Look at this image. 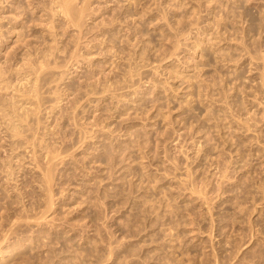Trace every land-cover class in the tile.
<instances>
[{
	"label": "rangeland",
	"instance_id": "1",
	"mask_svg": "<svg viewBox=\"0 0 264 264\" xmlns=\"http://www.w3.org/2000/svg\"><path fill=\"white\" fill-rule=\"evenodd\" d=\"M0 1V264H264V0Z\"/></svg>",
	"mask_w": 264,
	"mask_h": 264
},
{
	"label": "bare ground",
	"instance_id": "2",
	"mask_svg": "<svg viewBox=\"0 0 264 264\" xmlns=\"http://www.w3.org/2000/svg\"><path fill=\"white\" fill-rule=\"evenodd\" d=\"M18 1H19V0H18ZM18 1H17V2H18ZM20 1H21V0H20ZM72 1H74V0H51L50 2H51L52 5H55V6H56L55 8L59 7V8H57V11L59 10L63 15H65L66 17H67V16L69 17V16L73 13V12H71V9H72L71 7L74 6V5L71 6V4H70ZM75 1H76V0H75ZM0 2H1V1H0ZM21 2H22V1H21ZM23 2H24V1H23ZM27 3L30 4V1H28ZM73 3H74V2H73ZM21 4H23V3H21ZM28 4H27V5H28ZM32 4H33V3H32ZM51 4H50V5H51ZM38 5H39V4H38ZM52 5H51V6H52ZM20 6H21V5H20ZM22 6H23V5H22ZM30 6H31V5H30ZM39 7H41V6H39ZM23 8H25V7H23ZM23 8H21V9H23ZM30 8H31V7H30ZM47 8H49V6H48ZM53 8H54V6H53ZM53 8H50V9H53ZM73 8H74V7H73ZM84 8H85V7H84ZM86 8H87V7H86ZM21 9H20V10H21ZM25 9H26V8H25ZM28 9H29V8H28ZM43 9H44V8H43ZM34 10H35V9H34ZM38 10H39V9H38ZM45 10H47V9H45ZM55 10H56V9H55ZM21 11H23V10H21ZM24 11H25V10H24ZM24 11L22 12V13H23V16H26V15H24ZM49 11H50V10H49ZM57 11H56V12H57ZM73 11H75V10H73ZM19 12H20V11H19ZM26 12H27V10L25 11V13H26ZM53 12H54V11H52V13H53ZM75 12H76V11H75ZM75 12H74V13H75ZM82 12H83V11H82ZM31 13H32V12H31ZM52 13H51V15H52ZM76 13H77V12H76ZM79 13H81V12L79 11ZM54 14H55V12H54ZM69 14H70V15H69ZM15 15H16V14H15ZM21 15H22V14H21ZM56 15H57V14H56ZM56 15H55V16H56ZM78 15H79V14H78ZM78 15H77V16H78ZM82 15H83V14H82ZM17 16H18V15H17ZM28 16H29V15H28ZM79 16H80V15H79ZM49 17H50V16H49ZM79 18H80V17L77 18L78 21H80ZM21 19H22V18H21ZM69 19H70V17H69ZM52 20H53V19H52ZM70 20H72V19H70ZM70 20H69V21H70ZM75 20H76V19H75ZM15 21H16V20H15ZM50 21H51V20H50ZM72 21H73V20H72ZM51 23H52V21H51ZM78 25H80V24L78 23ZM78 25H77V26H78ZM50 26H51V25H50ZM51 29H52V27H51ZM54 29H55V28H54ZM19 31H20V30H19ZM12 32H13V31H12ZM18 41H19V40H18ZM19 42H20V41H19ZM22 43H23V42H22ZM51 48H52V47H51ZM51 48H50V49H51ZM37 51H38V50H37ZM34 52H35V51H34ZM39 55H40V54H39ZM26 56H27V55H26ZM30 56H31V55H30ZM30 56H29V57H30ZM40 56H41V55H40ZM42 56H43V55H42ZM48 56H49V55H48ZM51 56H52V55H51ZM23 57H24V56H23ZM23 57H22V58H23ZM27 57H28V56H27ZM36 57H37V56H36ZM28 59H30V58H28ZM35 59H36V58H35ZM43 59H44V58H43ZM45 59H46V58H45ZM45 59H44V60H45ZM41 60H42V59H41ZM48 60H49V59H48ZM26 61L29 63V61H28L27 59H26ZM37 61H38V59H37ZM4 62H5V61H4ZM30 62H32V61H30ZM45 62H46V61H45ZM25 63H26V62H25ZM28 63H27L26 65H28ZM39 63H40V65H38ZM39 63H37V65H38L37 67H39V66L42 67V64H43V63H42V62H39ZM48 63H49V62H48ZM2 64H3V63H2ZM21 64H23V63H21ZM29 64H30V63H29ZM32 64H33V63H32ZM26 65H25V66H26ZM30 65H31V64H30ZM30 65H29V68H30ZM0 66H1V65H0ZM20 66H21V65H20ZM58 66H59V65H58ZM21 67H23V66H21ZM34 68H35V67H34ZM42 68H44V67H42ZM46 68H47V67H46ZM30 69H31V68H30ZM40 69H41V68H40ZM2 70H3V68H2ZM20 70H21V69H19V70H17V71H20ZM26 70H27V69H26ZM33 70H34V69H33ZM41 71H42V70H41ZM1 72H2V71H1ZM21 72H22V71H21ZM32 73H33V72H32ZM39 73L41 74L42 72H39ZM3 74H4V73H3ZM3 74H1L2 77H3ZM36 74H37V73H36ZM36 74H33V75H36ZM6 75H7V74H6ZM21 76H22V75H21ZM36 76H37V75H36ZM30 77H31V76H30ZM30 77H29V78H30ZM40 77H41V76H40ZM3 78H4V77H3ZM16 78H17V77H16ZM29 78H28V79H29ZM35 78H36V77H35ZM37 78H38V77H37ZM37 78H36V79H37ZM19 79H20V78H19ZM41 79H42V78H41ZM16 81H17V80H16ZM32 81H33V79H32ZM21 82H23V81H21ZM21 82H20L19 84H21ZM26 82H27V80H26ZM26 82H25V83H26ZM34 82H36V81H34ZM34 82H32V84H33ZM9 84H10V83H9ZM13 84H14V83H13ZM34 84H35V83H34ZM34 84H33V86H34ZM36 84H37V82H36ZM6 86L8 87V85H6ZM29 86H30V85H29ZM35 86H36V85H35ZM36 88H37V86H36ZM36 88L33 90V91H34V95L32 94V97L35 96L34 98H37L36 94H37L38 92H36ZM39 88H40V87H39ZM32 89H33V87H32ZM32 89H31L30 91H32ZM37 91H38V89H37ZM1 92H2V91H1ZM28 93H29V92H28ZM32 93H33V92H32ZM40 93H41V92H39V94H40ZM25 95H27V92H26ZM28 95H29V94H28ZM28 95H27V96H28ZM30 95H31V94H30ZM37 95H38V94H37ZM18 96H19V95H18ZM27 96H25V97H27ZM11 97H12V96H11ZM28 97H29V96H28ZM40 97H41V96H40ZM38 98H39V97H38ZM10 100H11V99H10ZM29 100H30V98H29ZM32 100H33V98H32ZM27 101H28V100H27ZM36 101H37V100H36ZM57 101H58V100H57ZM12 102H13V101H12ZM38 102H39V101H38ZM33 103H34V101H33ZM54 103H55V102H54ZM14 104H15V103H14ZM17 104H18V103H17ZM29 104H30V103H29ZM34 104H35V103H34ZM39 104H40V103H39ZM9 105H10V104H9ZM12 106H13V105H12ZM22 106H23V105H22ZM32 106H34V105H32ZM35 106L37 107V105H35ZM17 107H18V105H17ZM52 107H53V106H52ZM6 108H7V107H6ZM6 108H5V109H6ZM11 108H12V107H11ZM15 108H16V106H15ZM27 108H28V107H27ZM29 108H30V107H29ZM32 108H33V107H32ZM34 108H35V107H34ZM7 109H8V108H7ZM20 109H21V108H20ZM22 109H23V107H22ZM29 110H30V109H29ZM34 110H35V109H34ZM34 110H33V113H34ZM37 110H38V109H37ZM3 111H4V110H3ZM14 111H15V110H14ZM16 111H17V109H16ZM24 111H26V110H24ZM39 111H40V110H39ZM39 111H38V112H39ZM11 112H12V111H11ZM19 112H21V111L19 110ZM22 112H23V111H22ZM27 113L29 114V112H27ZM1 114H2V113H1ZM4 114H5V113H4ZM4 114H2V116H3ZM14 114L17 116V115H18V112H17V114H16V113H14ZM24 114H25V113H24ZM24 114H23V115H24ZM35 114H37V113H35ZM19 115L22 116V113L19 114ZM30 115H31V114H30ZM2 116H1V117H2ZM9 116H10V115H9ZM11 116H12V115H11ZM24 116H25V119L27 120L26 115H24ZM38 116H39V115H38ZM18 117H19V116H17V118H18ZM29 117H30V116H29ZM3 118H4V117H3ZM8 118H9V117H8ZM17 118H16V119H17ZM22 118H23V116H22ZM6 119H7V118H6ZM12 119H13V118H12ZM12 119H8V120H12ZM20 119H21V117H20ZM36 119H37V118H36ZM2 120H3V119H2ZM13 120H14V119H13ZM26 120H25V121H26ZM4 121H5V120H3V122H4ZM19 121H20V120H19ZM23 121H24V120H23ZM25 121H24V122H25ZM38 121H39V119H38ZM38 121H37V123H38ZM9 123H10V122H9ZM25 123H26V122H25ZM31 123H32V122H31ZM5 125H6V124H5ZM5 125H4V127H5ZM37 125H38V124H37ZM39 125H40V124H39ZM8 126H9V125H8ZM11 127H12V126H11ZM14 127H15V126H14ZM16 127H17V126H16ZM27 127H28V126H27ZM12 128H13V127H12ZM17 128H18V127H17ZM13 129H14V128H13ZM37 129H38V128H37ZM10 130H11V129H10ZM35 131H36V130H35ZM13 133H14V132H13ZM17 133H19V132H17ZM14 135H15V134H14ZM20 135H21V134H20ZM25 135H26V134H25ZM11 136H13V135H11ZM17 136H18V135H17ZM21 136H22V135H21ZM26 137H27V136H26ZM30 138H31V137H30ZM34 139H35V138H34ZM32 140H33V138H32ZM54 152H55V151H54ZM49 153H50V152H49ZM50 154H52V153H50ZM55 155H56V154H55ZM57 155H58V154H57ZM53 157H54V156H53ZM50 158H51V157H50ZM50 158H49V159H50ZM46 159H47V158H46ZM47 160H48V159H47ZM51 160H52V158H51ZM49 161H50V160H49ZM48 167H49V166H48ZM48 167H45V168H47L45 171L43 170V171H44V174H43V175H50V174L48 173V172H50ZM51 167H52V166H51ZM41 173H42V171H41ZM44 177H49V178H50V176H44ZM44 177H42V178H44ZM45 180H46V179H45ZM46 181H47V180H46Z\"/></svg>",
	"mask_w": 264,
	"mask_h": 264
}]
</instances>
